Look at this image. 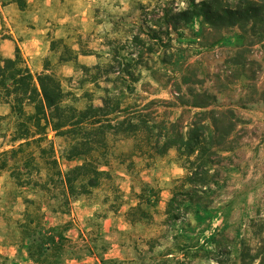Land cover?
<instances>
[{"label": "rangeland", "instance_id": "obj_1", "mask_svg": "<svg viewBox=\"0 0 264 264\" xmlns=\"http://www.w3.org/2000/svg\"><path fill=\"white\" fill-rule=\"evenodd\" d=\"M200 1L59 0V33L48 65L61 80L68 102L80 109L101 105L106 90L115 87L124 91L122 106L143 110L151 126L140 138L111 135L97 158L110 175L74 199L65 213L47 210L51 225L72 224L67 232L72 242L60 264H100L102 258V264H264V151L248 159L243 177L236 176L233 165L245 152L235 153L237 161L224 155L225 148L238 147L252 129L235 106L255 98H218V76L213 80L207 65L217 63L223 52L208 54L204 49L210 43L218 46L219 34L234 26H214L202 16L174 30L163 19L168 11ZM222 1L234 6L238 0ZM239 26L264 31L259 20ZM154 35L159 38L152 39ZM75 54L80 55L78 63L61 61ZM98 64L101 69H94ZM131 72L138 78L134 92ZM26 110L34 109L28 104ZM201 112L207 124L217 118L226 137L218 141L217 136L214 143L209 186L188 193L191 187L183 185L185 160L176 147L157 153L154 142L160 140L161 149L169 123L189 127L203 117ZM20 120L0 100V152L19 144ZM49 137L64 170L81 162L62 158L63 138L53 132ZM28 152L39 155L35 145ZM173 196V213L168 214ZM26 197L40 200L41 194L16 186L10 169L0 172V264H37L28 258L16 224ZM50 202L57 206V201Z\"/></svg>", "mask_w": 264, "mask_h": 264}, {"label": "trees", "instance_id": "obj_2", "mask_svg": "<svg viewBox=\"0 0 264 264\" xmlns=\"http://www.w3.org/2000/svg\"><path fill=\"white\" fill-rule=\"evenodd\" d=\"M202 16L214 26H235L253 20L264 23V0H238L234 6L224 4L222 0H202L192 2L184 10L168 11L163 19L172 29L178 30ZM158 38V35L152 37ZM61 61L78 63V55L71 59L61 57ZM81 67L91 69L86 65ZM94 69L100 70L101 66L98 64ZM131 75L130 90L134 92L133 84L138 78L133 72ZM106 91L101 105L90 103L80 109L68 102V93L61 80L49 68L40 74L32 72L19 47L15 57L1 58L0 100L9 104L21 120L15 139L19 144L0 152V172L10 169L16 186L41 194L40 200L25 198V210L16 221L28 258L37 264H60L61 255L72 242L67 234L71 222L51 225L47 220V210L65 213L74 199L90 193L110 175L97 158L103 149L108 148L111 135L140 138L145 129L151 127L143 110L122 106L123 90L114 87ZM28 104L34 109L32 113L26 110ZM195 106L207 107L202 103ZM204 113L201 112L203 117L189 127L169 123L168 140L161 149L158 148L160 140L154 142L157 153L163 155L176 147L179 158L185 160L183 167L187 174L183 185L191 187L188 193L209 186L210 171L215 165L212 155L217 153L212 150L214 143L217 136L220 137L218 141L226 137L220 133L217 118L212 119V124H207ZM51 132L63 138L66 144L62 158L67 161L80 159L79 164L68 170L61 167L55 142L49 137ZM32 145L38 148L39 155L28 152ZM32 169L35 172H31ZM42 169L46 170L45 175ZM51 200L57 201V206L52 205ZM174 201L173 196L168 214L173 213ZM99 261L100 264L105 262L103 258Z\"/></svg>", "mask_w": 264, "mask_h": 264}, {"label": "crops", "instance_id": "obj_3", "mask_svg": "<svg viewBox=\"0 0 264 264\" xmlns=\"http://www.w3.org/2000/svg\"><path fill=\"white\" fill-rule=\"evenodd\" d=\"M59 21V0H0V59L15 57L19 47L34 74L50 69L48 57L55 51L52 44L58 38ZM211 45L204 46L208 54L223 52L217 63L207 65L213 80L217 73L218 98H255L247 99L246 106H235L252 129L238 147L224 149V155L236 161L235 153L245 152L233 165L239 171L236 176L243 177L248 159L264 151V31L237 25L219 34L218 46Z\"/></svg>", "mask_w": 264, "mask_h": 264}]
</instances>
